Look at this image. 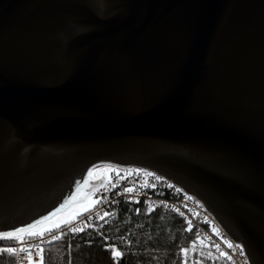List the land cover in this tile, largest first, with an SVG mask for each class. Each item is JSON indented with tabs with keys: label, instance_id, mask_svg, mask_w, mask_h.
<instances>
[{
	"label": "water",
	"instance_id": "water-1",
	"mask_svg": "<svg viewBox=\"0 0 264 264\" xmlns=\"http://www.w3.org/2000/svg\"><path fill=\"white\" fill-rule=\"evenodd\" d=\"M99 163L195 194L264 264V0H0V232L85 202Z\"/></svg>",
	"mask_w": 264,
	"mask_h": 264
},
{
	"label": "built area",
	"instance_id": "built-area-1",
	"mask_svg": "<svg viewBox=\"0 0 264 264\" xmlns=\"http://www.w3.org/2000/svg\"><path fill=\"white\" fill-rule=\"evenodd\" d=\"M113 169L118 170L119 175ZM156 177L160 179L157 180ZM169 185H172V187H169ZM125 188H132L133 191L130 193L124 192ZM104 197L107 198L106 201L103 200ZM188 197H191V199H188ZM93 201L101 202L92 203L88 211H84L75 217L72 220L74 225L80 223L92 224L98 219L97 212L101 215L104 212H110L115 204L120 201L137 203L144 206L148 211L164 210L174 212L183 219L184 228L190 235V241L179 249L178 264H185V255L181 251L184 248L194 249V251L190 250L187 254V264H251L243 244L229 234L215 214L199 197L151 168L109 164V171L105 176L104 183L94 192ZM149 203L152 204L151 209ZM175 208H179V212ZM181 212L184 215H180ZM89 216H91V220L88 219ZM188 221H191V231L187 230L189 228ZM58 231H66V229L62 225ZM44 239L47 240L48 237L46 236ZM23 240L25 241L24 244L16 240H0V247L19 249L38 242V239H30L28 236H23ZM228 242L238 247L229 248ZM47 244L49 243L42 245L44 249ZM216 245L220 246L219 250ZM225 253L227 256L224 255ZM24 256V253L14 256L16 264H29L23 258ZM228 257H231V259ZM36 259L34 255L33 264H35Z\"/></svg>",
	"mask_w": 264,
	"mask_h": 264
},
{
	"label": "trees",
	"instance_id": "trees-1",
	"mask_svg": "<svg viewBox=\"0 0 264 264\" xmlns=\"http://www.w3.org/2000/svg\"><path fill=\"white\" fill-rule=\"evenodd\" d=\"M139 207L143 206L120 201L108 212L109 216L95 220L92 223L93 227H87L79 233L67 232L62 239L45 246L44 264H69V261L71 264H116L106 244L115 245L124 253L119 259V264H142L140 261L134 263L130 259L133 243L150 244L153 238L154 244L160 249L164 247L168 237L167 226L182 224L183 219L174 212L147 211L144 207L139 210ZM81 213L78 212L75 216L63 219L59 223L63 225L64 221L73 220ZM113 213L114 216L111 215ZM140 230H142L141 236L137 234ZM104 237L108 239L105 240ZM121 237H126V241L122 242ZM0 264H16V259L13 255L0 254ZM152 264L162 263L160 258L156 257Z\"/></svg>",
	"mask_w": 264,
	"mask_h": 264
},
{
	"label": "snow or ice",
	"instance_id": "snow-or-ice-1",
	"mask_svg": "<svg viewBox=\"0 0 264 264\" xmlns=\"http://www.w3.org/2000/svg\"><path fill=\"white\" fill-rule=\"evenodd\" d=\"M97 169H93L91 170L88 175L89 177L92 176L93 172H95ZM113 171H117V175H119L118 170L113 169ZM138 172V170H137ZM146 175H151L150 173H145ZM157 180H159V177H156ZM87 183V182H85ZM169 187H172V185H169ZM133 189L132 188H125L124 192L130 193L132 192ZM188 199H191V197H188ZM104 201L107 200L106 197L103 198ZM101 201H93V204L96 203H100ZM163 203V202H161ZM90 207V206H89ZM168 207H174V206H168ZM149 208H152V204L149 203ZM85 211H88L89 208L85 207L84 209ZM175 210L177 212H179V208H175ZM59 211V209L57 210ZM139 211V210H137ZM56 213H51L50 216H45L40 220L35 221L32 224L27 225L26 227H21V228H17L13 231H3L0 232V240H4V239H8V240H16L21 244H24L25 241L23 240V234H27L29 236L30 239H38V242L35 244H29L25 247H20L19 249L17 248H13V247H0V254H4V253H8L11 254L13 256H17L20 253H24L25 256L23 257L24 259H26L29 264H33V258L34 255L37 258L35 264H44V252L45 249L42 246L44 243H51L53 241L62 239L64 237V235L67 234V232H71V233H79L85 230L86 227H93L92 224L90 223H80V224H73L72 220H66L63 222V228L66 229V231H58L59 229H61L62 225L60 223H57L55 225H53L52 227H48V228H40V225H43L45 223V221L51 219L52 216H55ZM110 214L108 212H104L102 215L97 212L96 216L98 219H103L106 216H109ZM111 215H115L114 213ZM180 215H184L182 212L180 213ZM89 220H91V216H89L88 218ZM189 224V228L187 230L191 231V221H188ZM39 230L37 231L36 229ZM101 235L103 236V234L101 233ZM48 237L47 240H45V237ZM105 240L108 239V237H104ZM122 242L126 241V237H121L120 238ZM90 243V242H89ZM127 243H130V241H127ZM106 247L111 251L112 257L113 259L116 261V264H119V259L124 255L123 252L119 251L118 248L115 245L112 244H106ZM217 249L219 250V245H216ZM228 247L229 248H233V247H238V246H234L232 243L228 242ZM194 251V249H188V248H184L181 251L184 253L185 255V264H187V254L189 251ZM224 255L227 256V254L225 253ZM229 259H231V257H228ZM69 264H71V261H69Z\"/></svg>",
	"mask_w": 264,
	"mask_h": 264
},
{
	"label": "rangeland",
	"instance_id": "rangeland-1",
	"mask_svg": "<svg viewBox=\"0 0 264 264\" xmlns=\"http://www.w3.org/2000/svg\"><path fill=\"white\" fill-rule=\"evenodd\" d=\"M93 169L97 170L93 172L91 179H94L95 176L101 174H107L109 171V165L107 163H101ZM93 199L94 193L89 195L86 198L85 202H74L66 210H64L63 212H57L55 216L45 221V223L43 225H40L39 227H50L59 223L63 219H68L75 216L78 212L83 211L85 207H89ZM142 208L139 207V210H141ZM144 209L147 210L145 207ZM36 230L38 231L39 228ZM166 230H168V237L166 239V242L164 243V247L160 249H158V247L154 244L153 238L151 239L150 244L143 242L133 243L134 245L130 250L131 261H133L134 263L140 261L142 264H152L155 258L159 257L162 264H178V251L182 246L190 241V235H188V232L184 228L183 223L179 225L167 226ZM137 234L141 236L142 230L137 232ZM25 235L26 234H23V236Z\"/></svg>",
	"mask_w": 264,
	"mask_h": 264
},
{
	"label": "bare ground",
	"instance_id": "bare-ground-1",
	"mask_svg": "<svg viewBox=\"0 0 264 264\" xmlns=\"http://www.w3.org/2000/svg\"><path fill=\"white\" fill-rule=\"evenodd\" d=\"M99 164H101V163H99ZM99 164H95L94 166H92V167L89 169V172H90L91 170H93V168L96 167V166L99 165ZM107 164H108V163H107Z\"/></svg>",
	"mask_w": 264,
	"mask_h": 264
},
{
	"label": "crops",
	"instance_id": "crops-1",
	"mask_svg": "<svg viewBox=\"0 0 264 264\" xmlns=\"http://www.w3.org/2000/svg\"><path fill=\"white\" fill-rule=\"evenodd\" d=\"M91 203H92V202H91ZM91 203H90V204H91Z\"/></svg>",
	"mask_w": 264,
	"mask_h": 264
},
{
	"label": "flooded vegetation",
	"instance_id": "flooded-vegetation-1",
	"mask_svg": "<svg viewBox=\"0 0 264 264\" xmlns=\"http://www.w3.org/2000/svg\"><path fill=\"white\" fill-rule=\"evenodd\" d=\"M92 177V176H91ZM95 179V178H94Z\"/></svg>",
	"mask_w": 264,
	"mask_h": 264
}]
</instances>
